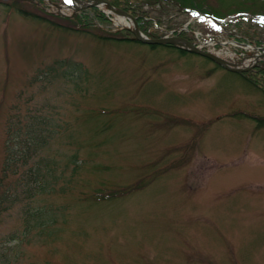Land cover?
Wrapping results in <instances>:
<instances>
[{
	"label": "rangeland",
	"instance_id": "rangeland-1",
	"mask_svg": "<svg viewBox=\"0 0 264 264\" xmlns=\"http://www.w3.org/2000/svg\"><path fill=\"white\" fill-rule=\"evenodd\" d=\"M116 1L149 38L264 51V0ZM92 8L0 0V264H264V83Z\"/></svg>",
	"mask_w": 264,
	"mask_h": 264
},
{
	"label": "trees",
	"instance_id": "trees-1",
	"mask_svg": "<svg viewBox=\"0 0 264 264\" xmlns=\"http://www.w3.org/2000/svg\"><path fill=\"white\" fill-rule=\"evenodd\" d=\"M112 5L114 6H119L118 2L116 0H110L109 1ZM124 8L127 10V7L124 6ZM96 11L95 7L92 8ZM84 11H82L81 13H83ZM133 14V13H132ZM98 16V14L96 15ZM140 19H138V25H139V28L142 29V26H143V23L144 22H141L139 21ZM145 31V30H144ZM111 39V38H109ZM113 39V38H112ZM115 40V39H114ZM123 40H132V41H135V42H139L135 39H133L132 37L131 38H127V37H121L119 40L117 41H123ZM142 43V42H141ZM150 47L154 48V47H157V46H167V47H174L172 45H166V44H163V45H158V44H148ZM182 53L186 52L185 50L183 49H179ZM76 67L78 68V72L80 73L81 72V69L79 67V65L77 64ZM52 69V68H51ZM74 69H75V66H74ZM241 77H243L247 83H249L250 85L256 87L257 89H262V85L259 84V83H264V67H255L247 72H243V73H238ZM25 157H27V153L24 154ZM6 165L8 166V169L12 170L13 169V166H11V163L10 162H7L6 161ZM40 169H41V166L40 164H35L34 166H32V168H28L24 174H22V176H25L26 178H34V177H37L40 173ZM16 172L17 171V168H14L13 169V172ZM111 193V191L109 192ZM10 195L9 194H6V195H2L0 197V205H2L5 201V199H10ZM40 220V219H39ZM39 224L41 226L44 225V221H40Z\"/></svg>",
	"mask_w": 264,
	"mask_h": 264
},
{
	"label": "water",
	"instance_id": "water-1",
	"mask_svg": "<svg viewBox=\"0 0 264 264\" xmlns=\"http://www.w3.org/2000/svg\"><path fill=\"white\" fill-rule=\"evenodd\" d=\"M76 1L80 2L79 0H76ZM99 3H104L106 8L108 9V11H110V12H113V13H116L118 15H123V16H126V17L130 18L132 20V22H133V29H130V30L133 33L135 39H137V40H139V41H141L143 43H148V44H175L176 45L173 37H162V38L154 39V38H149V37L145 36L144 34H142L139 31L138 24H137L136 19L134 17H132L130 14H128L127 12H125L122 9L113 7L107 1H104V0H92V1L87 2V3H82L81 7L98 6ZM179 39H181L187 46L190 47V48H185V49L193 51V52H196V53H199V54H201L203 56H206L207 58L215 61L216 63L224 66L225 68H227V69H229V70H231L233 72H243V71L249 70V67H245V68H230V67H227V66H225L223 64V61L220 58H218V57H216V56H214L212 54L203 53V52L197 50L196 48L191 46V43L188 40H186L184 38H180L179 37Z\"/></svg>",
	"mask_w": 264,
	"mask_h": 264
},
{
	"label": "bare ground",
	"instance_id": "bare-ground-1",
	"mask_svg": "<svg viewBox=\"0 0 264 264\" xmlns=\"http://www.w3.org/2000/svg\"><path fill=\"white\" fill-rule=\"evenodd\" d=\"M66 3L68 4L67 7H71L73 9L80 5L79 3L78 4L77 3H72V2H68L67 0H66ZM100 7L104 8L105 10H107L104 4H100ZM115 22L119 23L122 26H125L127 28H132V21L127 19V18H125V17H123V16H116Z\"/></svg>",
	"mask_w": 264,
	"mask_h": 264
}]
</instances>
